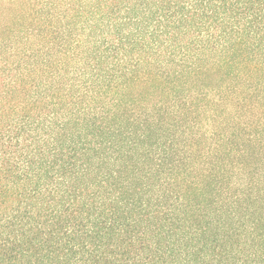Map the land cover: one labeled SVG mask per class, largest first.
<instances>
[{
  "label": "trees",
  "instance_id": "trees-1",
  "mask_svg": "<svg viewBox=\"0 0 264 264\" xmlns=\"http://www.w3.org/2000/svg\"><path fill=\"white\" fill-rule=\"evenodd\" d=\"M0 264H264V0H0Z\"/></svg>",
  "mask_w": 264,
  "mask_h": 264
}]
</instances>
